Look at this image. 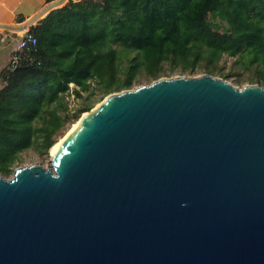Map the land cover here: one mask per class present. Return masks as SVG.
Masks as SVG:
<instances>
[{"label":"water","instance_id":"1","mask_svg":"<svg viewBox=\"0 0 264 264\" xmlns=\"http://www.w3.org/2000/svg\"><path fill=\"white\" fill-rule=\"evenodd\" d=\"M0 264H264V85L108 94L50 167L0 174Z\"/></svg>","mask_w":264,"mask_h":264},{"label":"trees","instance_id":"2","mask_svg":"<svg viewBox=\"0 0 264 264\" xmlns=\"http://www.w3.org/2000/svg\"><path fill=\"white\" fill-rule=\"evenodd\" d=\"M32 31L37 45L21 63L10 62L0 88L5 176L24 151L47 154L67 125L93 108L71 112L65 94L72 84L81 97L94 83L110 94L168 70L214 75L227 54L244 58L264 85V0H69Z\"/></svg>","mask_w":264,"mask_h":264},{"label":"rangeland","instance_id":"3","mask_svg":"<svg viewBox=\"0 0 264 264\" xmlns=\"http://www.w3.org/2000/svg\"><path fill=\"white\" fill-rule=\"evenodd\" d=\"M67 2L68 1L66 0V3ZM17 41L18 40L16 39H11L8 43L5 44V47L7 48V52H11V51L13 52ZM24 55L25 53H22L23 57ZM21 62L22 60L19 63ZM218 64L221 67L220 71L214 73V75L228 80L237 87L241 88L248 84L259 83L257 77L253 73V70L245 63V59L240 56L232 57L225 54ZM169 72H170L169 70L167 71V73L163 72L162 77H175L180 75L198 76L204 73V70L199 69L195 73H189V72H181L180 69H177L174 72H170V73ZM222 73L229 75L228 77H224L222 76ZM150 82H151L150 79H143L141 83L135 84V86L141 84H148ZM71 86H72L71 90L65 94V99L68 102L69 109L71 110L72 113L75 112L78 108L84 106V104L86 103H91L93 105V108H95L96 105L99 104L108 95L105 94L102 90H100V88L97 85H95V83L94 86L89 91L82 92L81 97L77 96L74 91L79 87L74 84H72ZM75 121L76 120L69 123L67 127L64 129V131L60 134V136L56 138V140H59L62 136H64ZM21 156H22V162L19 164V166L30 165V164H40L44 167L51 166L50 151L47 154H41L39 151L35 150L34 148H30L24 151ZM12 176L13 173L10 176H5V177L10 178Z\"/></svg>","mask_w":264,"mask_h":264},{"label":"crops","instance_id":"4","mask_svg":"<svg viewBox=\"0 0 264 264\" xmlns=\"http://www.w3.org/2000/svg\"><path fill=\"white\" fill-rule=\"evenodd\" d=\"M65 3L66 0H0V88L5 84L3 72L10 67L13 54L7 52L5 44L18 39L12 37V29L26 20L38 24L51 10Z\"/></svg>","mask_w":264,"mask_h":264},{"label":"built area","instance_id":"5","mask_svg":"<svg viewBox=\"0 0 264 264\" xmlns=\"http://www.w3.org/2000/svg\"><path fill=\"white\" fill-rule=\"evenodd\" d=\"M36 25L37 23L35 21L26 20L20 23L18 26L14 27V29H12V37L17 36L18 38L11 59V62L13 61L14 65L19 63L23 59L22 53H25L26 50L32 49L37 45V37L32 31L33 27H35Z\"/></svg>","mask_w":264,"mask_h":264},{"label":"bare ground","instance_id":"6","mask_svg":"<svg viewBox=\"0 0 264 264\" xmlns=\"http://www.w3.org/2000/svg\"><path fill=\"white\" fill-rule=\"evenodd\" d=\"M100 104V103H99ZM99 104L96 105L95 108H93L91 111H94L98 106ZM91 111H87V112H84L82 114V116L80 118H78L74 123L73 125L70 127V129L67 131V133L62 136L59 140L56 141V143L54 144V146L51 148L50 152H51V155L54 154L58 148L61 146V144L64 142V140L71 134V132L76 128V126L88 115L90 114Z\"/></svg>","mask_w":264,"mask_h":264}]
</instances>
